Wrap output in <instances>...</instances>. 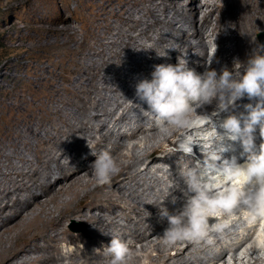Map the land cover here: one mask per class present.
<instances>
[{"label":"bare ground","instance_id":"6f19581e","mask_svg":"<svg viewBox=\"0 0 264 264\" xmlns=\"http://www.w3.org/2000/svg\"><path fill=\"white\" fill-rule=\"evenodd\" d=\"M124 1L126 4L113 12L119 26L110 22L112 33L101 42H76L70 46L65 26L51 27L38 36L21 34L18 37L21 41L15 47L48 53L38 58V64L20 63L18 67L26 69L28 78L14 77L13 63L4 65L10 81L20 79L31 89L18 94L0 83L3 92L0 95L3 118L0 123V264H107L108 257L104 255L98 260V255L111 240L105 233L114 232L119 233L129 249L128 264H231L227 256L231 257L232 264H264V259L257 254L264 245V217L253 216L245 208L234 209L231 214L221 213L219 217L227 220L246 213L248 223L241 214L243 217L238 216V220L234 217L231 224L219 221L223 225L221 231L210 232L205 240L178 241L171 246L162 243L161 230L167 219L160 217L157 206L148 203L152 199L145 185L156 177L152 165L158 161L168 163L169 158L178 159L183 154L174 151L177 141L173 136L179 130L161 135L148 116L138 114L147 105L138 99L135 87L124 90L122 100L110 101L114 97L119 99L123 83L136 86L143 79L141 70L151 80L154 69L150 62L166 63L164 56H158L164 55L158 52L160 49L170 54L172 65H176L175 58L187 57L184 53H189L194 45L193 40H184L187 25H195L198 14L207 8L210 11L198 29L199 40L206 44L205 52L202 56L195 55L189 66L204 69V62L212 57L210 49L214 44L218 50L212 69L227 63V69L234 71L235 57L246 64L257 44H261L254 43L252 37L264 30V0H204L205 7L196 13L193 8L198 0H190L189 8L173 11L170 0ZM215 11L219 14L214 19ZM167 31L173 32L171 38L166 35ZM28 38L31 43L27 45L23 40ZM225 41L229 43L226 48ZM168 45L175 46L176 51L172 52ZM141 54L147 59L145 65L131 68V61ZM55 55L59 56V62L54 59ZM47 60L49 65H45ZM113 67H119V71L113 72ZM134 73L139 75L129 79ZM109 91L111 97L106 95ZM28 94L34 98L29 100ZM246 102L256 101H250L247 96L238 100L237 113L245 112ZM213 109L211 105L197 111L210 114ZM228 113L212 119L218 123ZM204 129L210 130V125L190 130L189 134ZM86 139L94 146V152L109 151L117 161L119 172L110 184L97 185L89 167L96 157L91 154ZM260 142L257 140V146ZM232 152L240 154L237 148ZM152 153L157 157L152 158ZM196 153L203 158L200 151ZM247 156L245 153L233 162L242 164ZM188 158L191 164L195 163ZM145 161L148 165L142 169L140 165ZM175 163L181 165L179 160ZM171 178L175 180L176 174ZM185 191L183 182L170 190L164 203L171 214H174L170 209L173 205L184 206L188 196L193 195H185ZM164 194L165 191H160L155 200ZM173 196H176L175 203ZM88 203L99 206L101 212L94 215L93 206L84 207ZM118 207L125 215L122 221L116 214ZM148 211L153 216L146 217ZM72 217L86 219L90 228L84 233L61 229V223ZM215 219L210 218L209 223L215 224ZM46 239L52 242L51 249L55 247L59 251L57 255L50 254L48 248L41 250V241ZM136 243H142L139 250ZM61 244L74 248L65 252Z\"/></svg>","mask_w":264,"mask_h":264},{"label":"clouds","instance_id":"9594fccd","mask_svg":"<svg viewBox=\"0 0 264 264\" xmlns=\"http://www.w3.org/2000/svg\"><path fill=\"white\" fill-rule=\"evenodd\" d=\"M252 41L256 43V35ZM215 52L204 62L202 73L179 59L176 65H155L151 80L142 79L135 86L136 96L147 105L144 114L154 122L158 132L164 136L176 130L182 133L174 151L192 156L200 151L203 155L202 160L179 166L177 178L169 183L165 194L148 202L156 205L160 217L168 221L161 235L165 246L184 240H205L210 232H220L223 227L220 223L210 224V218L231 214L237 208L264 217V44H257L246 64L237 60L234 71L224 67L219 74L210 67ZM245 96L256 101L245 104V112L229 114L218 125L213 121L212 117L229 112ZM211 105H214L211 114L198 113V109ZM205 125H210V130L189 134L190 130ZM257 140L261 141L259 146ZM235 143L248 153L242 164L229 162L224 154ZM87 146L96 157L89 167L97 185L110 184L119 172L117 161L109 151L94 152L88 140ZM181 181L186 186L185 195H193L188 196L180 212L171 214L164 202ZM175 201L173 197L172 202ZM105 234L111 236L103 247L107 264H128L130 252L119 233Z\"/></svg>","mask_w":264,"mask_h":264},{"label":"rangeland","instance_id":"374dc122","mask_svg":"<svg viewBox=\"0 0 264 264\" xmlns=\"http://www.w3.org/2000/svg\"><path fill=\"white\" fill-rule=\"evenodd\" d=\"M189 1L190 0H170L169 1L170 10L173 11L174 9H177V8H189L190 7L188 6ZM223 1L231 2V0H223ZM203 2L204 0H198L196 2V6H194L193 8L195 13L203 9L202 8L204 6ZM123 4H126L124 0H0V69L2 68L1 69L2 77L0 76V83L4 84V86L8 90L15 89L18 94H21L25 91L27 92V90L31 89L30 86L27 83L20 82V79H17V80L15 79L14 80L15 82L10 81L7 78V74L9 71L8 69H6V67H4V65L7 63H13L14 64L13 71H12L13 76L17 77L19 75H22L24 78H28V72L26 71V69L18 67L20 63L21 64L23 63L22 65H26L29 63L38 64L39 63L38 58L48 53V51H43L39 49L27 50L25 48L15 47V45L19 41H21L18 38L19 35L24 34L28 36L30 35L38 36L39 34H43L47 29L51 27L65 26L67 28L66 36L70 40L69 42L70 46H75L76 42H80V43L93 42L94 44H96L97 42H101L102 40H104L106 37H110V34L112 33L110 31V22L117 27L119 26V22L117 18L113 16V12L119 11L120 8L123 6ZM209 11L210 9L207 8L205 9V12L199 13L198 19H196L195 25H192V26L187 25L186 29H188V34L184 37V40L185 41H187V39H190L189 41L193 40L194 45L192 48H190L189 53L187 54L184 53L185 55H187V57L184 56V57L175 58L176 64L178 63L179 59L181 60L184 59L187 62V66L189 68L194 69L197 73H202L205 70V68L199 70L195 68L193 65L189 66V62L193 60V58H195V55L200 54L202 56L205 52L204 49L206 47L205 46L206 44H203L199 40L201 37H200V34L198 33V29L203 25L204 15L206 14V12H209ZM218 14H219L218 11H215L214 19H215V16H217ZM209 32L212 33V31H209ZM261 33H264V30H259L257 33L253 34V38H255V35H256V41L257 42L259 41V43L264 44L262 37H260ZM172 34L173 32H170V31L166 32V35H168V37L170 38ZM193 35H196V36H193ZM174 38L177 39L178 35H175ZM215 39H217V34H216V37L214 36V40ZM117 41H119V39ZM23 42H25L28 45L31 43V40L28 38V39L23 40ZM196 43H197V46H195ZM148 44H151V43L148 42ZM212 46L213 47L210 49V54L213 56V53L215 52V50H216L215 53H217L218 46L215 44ZM224 46L225 48L229 46L228 41H225ZM231 47H234V43L231 44ZM168 48L172 49V52L176 51L175 46L168 45ZM158 52L165 55L164 58L166 59V63H163V64H171L169 53L165 54L164 52H162V49H160ZM158 56H161V55H158ZM54 59L57 62L60 61V58L58 55H55ZM202 60L203 58L200 60L201 64H203ZM132 61H131L130 67L131 68L134 67L133 69H135L138 65L142 63H143L142 65H145V62H147V59H145L144 55L141 54V55H138L136 59ZM236 61H237V57L233 58V63H235ZM49 64L50 62L48 60L45 61V65H49ZM149 65L150 67L154 69L155 63L150 62ZM224 67H228V64L221 63L219 66H216L214 69L217 72H219V70L221 71ZM15 68H17V70H15ZM113 68H114V70H112L113 72L119 71V67H113ZM140 72H142L143 79H149L148 75L143 74L144 73L143 70H141ZM133 75L138 76L139 74L134 73L132 74V76L130 75L129 79H131ZM109 79H111L110 76H108V80ZM109 83H110V80H109ZM127 83L125 84L123 83L120 86V91L122 92H121V96L118 97L119 99H117L116 97L111 98L110 100L111 102L122 100L125 97L124 92H126L129 88L135 87L133 83L131 84L130 82L129 84ZM0 91H1L0 95L2 96L3 92L1 89ZM110 93H111L110 91L106 92L107 97L108 96L111 97ZM33 98H34L33 94H28L29 100H32ZM245 104H248V102H246ZM234 108H235V111L232 108L229 111L228 115L230 113L231 114L236 113V115L240 114L239 112L237 113V111L240 110L239 105ZM143 111L142 112L138 111V114H144ZM6 114L7 115L10 114V112L7 111ZM1 118L2 117L0 115V121H1L0 123L2 124L3 118L2 119ZM218 124L219 122L217 123V125ZM109 126L112 127L113 122H111ZM124 128H126V126ZM129 129L130 127L127 128V130ZM181 135L182 133L180 131H177L173 136L174 141H177L181 137ZM151 157L155 158L157 157V154L152 153ZM188 157H191L194 161L199 160V158L200 160L203 159L201 158V156L197 155V153H196V156L185 155L183 153L180 156V158L179 157L178 159L175 157L174 158L176 160H179L181 162V165H183L185 163L191 164V162H189L188 160L189 159ZM174 158L172 157L169 158L170 160H168V163H165L163 161H158L155 165L151 166V168H154L153 172L156 177L152 181H148L147 182L148 184L146 183L145 185L146 187L145 186L144 187L149 189L148 197H150L152 200L159 198L160 196L159 192L160 191L164 192L168 188L169 183L174 180L171 178L172 174L175 175L177 172V168L181 166V165H176L175 163L176 160ZM145 162L143 165H140L142 169L146 168L148 165V163L147 162L145 163ZM157 168H164V169L161 171H156ZM139 191H142V188H139ZM150 191H151V194H150ZM173 197H176V196H173ZM84 207L86 209H90L92 207L91 212L94 213V215H97L101 212L100 207L95 204L91 205L88 203V204H85ZM183 207L184 206H181V205H175V206L173 205V207L170 209L174 210V214H177L183 209ZM116 214L119 215L118 220L122 221L125 215L121 212V209L119 207L118 209H116ZM241 214L247 219L246 213L245 215L244 213H240V215L238 214L237 217L232 216V219L230 218L227 220L221 219L220 218L221 215H220V217L214 220L215 221L214 223H218L219 221H221L226 224H231L234 217L237 218L236 220H238L239 219L238 216L239 217L242 216ZM145 216L151 217L153 216V213L148 211L146 212ZM246 219H244V221ZM216 220L218 221L216 222ZM225 221H227L228 223ZM248 222L249 220L247 221V223ZM61 224H62L60 225L61 229L65 228L67 230L77 232V233H84L90 228L89 221H87L86 219L84 220L83 218H78V217H72L69 220L66 219ZM162 227L163 229L161 230V232L163 233L164 230L168 227L167 220L165 221V225ZM230 230H233V229H230ZM141 244L142 243H136V247L138 250L140 249ZM51 245H52V242L50 240L48 239L42 240L41 250L42 249L45 250L48 248L51 252L50 254L55 253L57 255L59 251L55 249V247L51 249L50 248ZM61 245H62V249L65 252L68 250H72L74 248L73 245H69V244H61ZM41 250L40 252H42ZM243 250L241 251L243 252ZM261 250L257 254L259 255V257L264 259V257H262L264 256V247H263V250L262 251ZM60 252H63V251L61 250ZM242 252L241 254L239 253L238 254L242 256L243 255ZM104 255H105L104 251L100 252V254L98 255V260H100V258H103ZM154 255H156V252H154ZM172 255H174V252ZM239 255L238 257H240ZM200 256L205 257L204 255H200ZM227 260L229 261V263L231 264L233 263L230 256H227Z\"/></svg>","mask_w":264,"mask_h":264},{"label":"water","instance_id":"95a60500","mask_svg":"<svg viewBox=\"0 0 264 264\" xmlns=\"http://www.w3.org/2000/svg\"><path fill=\"white\" fill-rule=\"evenodd\" d=\"M260 37H262V40H263V42H264V33H261V34H260Z\"/></svg>","mask_w":264,"mask_h":264}]
</instances>
